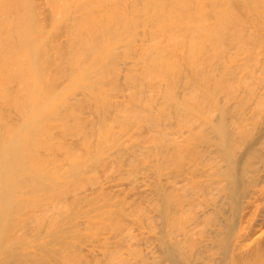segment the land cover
Segmentation results:
<instances>
[{
	"label": "bare ground",
	"instance_id": "bare-ground-1",
	"mask_svg": "<svg viewBox=\"0 0 264 264\" xmlns=\"http://www.w3.org/2000/svg\"><path fill=\"white\" fill-rule=\"evenodd\" d=\"M0 264H264V0H0Z\"/></svg>",
	"mask_w": 264,
	"mask_h": 264
}]
</instances>
